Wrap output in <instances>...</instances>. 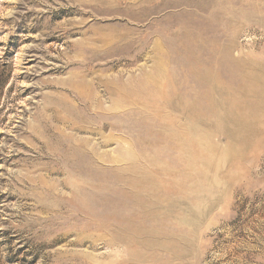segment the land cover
<instances>
[{
    "label": "rangeland",
    "instance_id": "1",
    "mask_svg": "<svg viewBox=\"0 0 264 264\" xmlns=\"http://www.w3.org/2000/svg\"><path fill=\"white\" fill-rule=\"evenodd\" d=\"M0 264H264V0H0Z\"/></svg>",
    "mask_w": 264,
    "mask_h": 264
},
{
    "label": "bare ground",
    "instance_id": "2",
    "mask_svg": "<svg viewBox=\"0 0 264 264\" xmlns=\"http://www.w3.org/2000/svg\"><path fill=\"white\" fill-rule=\"evenodd\" d=\"M46 130V129H45ZM90 169V168H89ZM86 170V169H85ZM87 171V170H86ZM76 173V172H75ZM88 177H89V174H88ZM83 178H85V177H83Z\"/></svg>",
    "mask_w": 264,
    "mask_h": 264
}]
</instances>
